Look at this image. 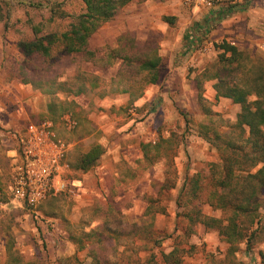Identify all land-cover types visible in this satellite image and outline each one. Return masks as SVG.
Returning a JSON list of instances; mask_svg holds the SVG:
<instances>
[{
    "label": "rangeland",
    "instance_id": "rangeland-1",
    "mask_svg": "<svg viewBox=\"0 0 264 264\" xmlns=\"http://www.w3.org/2000/svg\"><path fill=\"white\" fill-rule=\"evenodd\" d=\"M146 4L147 0L129 3L92 35L89 47L96 52L94 60L81 53L59 57L48 72L43 71L44 74L47 72L45 78L57 76L58 84L69 76L77 77L80 69L96 76L95 79H77V84H86L85 94L68 97L67 93L59 92L60 100H76L71 113L53 119L48 107L56 97L45 92L51 82L42 81L39 86L29 83L42 98V108L46 107L45 116L30 122L51 120L58 138L72 143L67 154L71 167L65 172L69 180L85 175L73 168L78 154L86 152L95 143L102 144L101 140L106 141L107 136H144L147 141L142 143H156L162 137L184 136V143L175 157L180 177L176 187L164 194L163 203L169 213L159 212L155 218V227L170 234L177 225L176 200L185 175L203 170L209 162L219 158L218 150L202 137L201 131L205 126L211 133L213 130L228 131L236 122L241 105L225 97L218 100L215 80L204 82L205 99L201 103L199 98L198 77L209 63L217 60L221 52L218 45L222 41L211 46L201 43L185 48L184 40L190 29L177 23L169 29L149 30L144 23L145 27L139 28L133 19L139 13L143 14ZM189 7L193 12L197 6ZM85 11L84 0H0V71L6 73L5 78L23 82L20 65L24 55L18 44L21 40L35 38L33 24L43 26L41 35L60 33L67 30L72 21L61 17L60 13L76 16ZM116 48L120 49V54H132L134 63L129 64L118 56L110 57ZM152 49L161 57V76L157 83L145 85L138 60L150 54ZM241 50L264 57V53L256 48ZM83 104L87 106L84 108ZM142 143L141 157H133L132 160L123 157L114 163L113 173H110L113 179L109 183L100 182L101 174L87 171L88 175L92 174L94 185L100 189L97 194L93 193L94 197L89 192L76 191L69 183L67 190L52 192L36 208H31L14 200L11 191L4 188L6 192L2 197L9 204L0 214V264L13 261L8 252L11 244L25 260L41 258L43 264H61V260H65L64 264H77L74 258L66 261L76 254L84 264H90L89 249L94 245L78 251V246L69 238V231L79 235L87 230L102 229L106 215L110 213L109 204L120 211V218L127 225L137 222L147 227V216L144 220L141 218L147 211L149 199L157 195V190L165 182L166 160L147 167ZM204 212L221 215L209 205H204ZM262 213L264 215V209ZM108 221L110 226L116 227L114 213L110 214ZM132 229L131 226L120 227L124 233ZM189 241L197 248L193 255L185 258L184 264H205L208 253L222 259L228 248L218 231L206 230L203 225L198 226ZM107 243L109 248L114 245L113 241ZM172 247L173 238H166L162 249L169 252ZM261 252H264V241L259 242L252 253L246 250L245 244H241L237 258L243 264H262ZM117 259L113 255L112 262Z\"/></svg>",
    "mask_w": 264,
    "mask_h": 264
},
{
    "label": "trees",
    "instance_id": "trees-1",
    "mask_svg": "<svg viewBox=\"0 0 264 264\" xmlns=\"http://www.w3.org/2000/svg\"><path fill=\"white\" fill-rule=\"evenodd\" d=\"M133 1L135 0H84L85 12L76 16L60 13L63 18L72 19L67 30L41 35L43 26L33 24L35 38L19 42L24 55L20 65L23 82L34 86L41 85L42 81L51 82L45 92L56 97L48 107L53 119L71 113L72 107L77 104L74 99L60 100L59 92L67 93L68 97L85 94L86 84H77V79H95L96 76L80 69L77 77L69 76L66 81L58 84L57 76L45 78L46 73L59 57L81 53L94 60L96 52L89 47L92 35ZM165 19L173 22L170 17L166 16ZM218 48L221 52L217 60L209 63L198 77L200 101L202 103L205 99L204 82L215 80L218 100L225 97L241 105L237 120L228 131L213 130L211 133L210 128L206 129L207 126L201 131L202 137L218 150L219 158L209 162L203 170L185 175L176 200L177 225L169 234L155 227V218L159 212L164 215L169 213L167 205L163 203L164 194L176 187L180 177L175 157L180 145L184 143V136L162 137L156 143H142L147 167L162 159L166 160L165 182L157 190V195L149 199L147 211L141 218L144 220L147 216V227L137 222L127 225L120 218V211L109 204L110 213L106 215L107 220H104L102 229L87 230L79 235L69 231V238L78 246V251L94 245V248L89 249L90 264H124V261H127L126 264H184L185 258L193 255L197 248L189 239L200 225L206 230L218 231L221 241L228 244L222 259L208 253L205 264H243L237 258L240 245L245 244L246 250L252 253L256 245L264 241V57L252 55L227 41L219 44ZM119 50L116 48L111 51L110 57L118 56L129 64L134 63L132 54H120ZM160 63L161 57L153 49L150 54L138 60L145 85L159 81ZM44 70H47L45 74ZM141 94L142 92L138 96ZM105 151L102 144H93L89 150L75 158L74 170H91ZM204 205L220 211L221 215L206 214ZM111 213L115 214L114 228L108 221ZM130 226L133 229L129 233L120 230V227ZM168 237L173 238V247L166 252L162 246ZM110 241L114 243L111 248L107 243ZM8 250L14 262L10 264L44 263L41 258L25 260L13 244ZM143 252L147 254L143 255ZM260 254L264 264V252ZM113 255L118 258L116 262H112ZM72 258L78 261L77 264H84L76 254L66 261H71ZM64 261L61 260V264Z\"/></svg>",
    "mask_w": 264,
    "mask_h": 264
},
{
    "label": "crops",
    "instance_id": "crops-1",
    "mask_svg": "<svg viewBox=\"0 0 264 264\" xmlns=\"http://www.w3.org/2000/svg\"><path fill=\"white\" fill-rule=\"evenodd\" d=\"M237 1V7L231 12H225L222 8L215 10L200 7H195L193 12H190L185 0H147L145 11L143 14L139 13L133 21H136L139 28L147 26L149 30L169 29L173 23L190 29L184 40L185 48H190L197 43L196 41L200 44L207 43V46L215 42L227 41L241 49L256 48L264 53V0ZM166 16L172 18L173 22L167 21ZM5 74L0 71V192L2 195L6 191H11L13 185L15 156L21 154L19 138L25 134L28 122L42 115L45 116L46 112V107L41 106L42 98L32 86L21 80L8 81ZM86 106L87 104H83L84 108ZM106 139L104 142L101 140L106 149L103 160L91 169L93 174L99 176L101 174V183L103 181L109 183L110 179H113L110 173H113V166L116 165L114 163L123 157L129 159L141 157V143L147 141L144 140V136H107ZM69 144L72 148V143ZM88 172H83L84 177L71 179L69 182L76 191L89 192L92 196L93 193L97 194L98 190L100 192V189L98 185H94L92 174L88 175ZM4 188L7 190L5 191Z\"/></svg>",
    "mask_w": 264,
    "mask_h": 264
},
{
    "label": "built area",
    "instance_id": "built-area-1",
    "mask_svg": "<svg viewBox=\"0 0 264 264\" xmlns=\"http://www.w3.org/2000/svg\"><path fill=\"white\" fill-rule=\"evenodd\" d=\"M188 5L215 10L222 8L231 12L237 0H185ZM195 45L200 43L196 41ZM71 145L58 138L51 120L30 122L26 132L19 138L21 154L15 156L14 178L11 194L31 208H36L52 192L68 189L66 171L71 167L67 154ZM7 204L0 192V214Z\"/></svg>",
    "mask_w": 264,
    "mask_h": 264
}]
</instances>
